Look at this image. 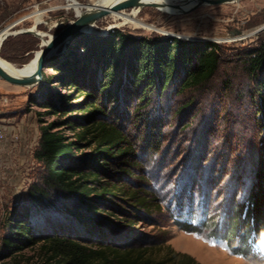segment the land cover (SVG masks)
I'll list each match as a JSON object with an SVG mask.
<instances>
[{"label":"trees","instance_id":"obj_1","mask_svg":"<svg viewBox=\"0 0 264 264\" xmlns=\"http://www.w3.org/2000/svg\"><path fill=\"white\" fill-rule=\"evenodd\" d=\"M73 41L68 52L46 61L39 90L30 98L44 116L56 117L41 130L35 157L44 173L30 197L38 207H60L71 222L40 230L29 208L13 209L0 261L35 250V264H201L168 240H136L132 231L163 210L143 157L149 148L162 149L164 114L171 107L166 103L210 85L223 61L221 45L156 34L136 37L118 29L103 36L83 33ZM7 44L0 56L13 62ZM33 50L24 47L26 54ZM249 54L244 65L257 92L260 145L244 199L234 204L228 226L214 228L213 236L235 255L264 264V45ZM47 69L57 74L46 76ZM55 84L68 92H57ZM194 101L189 98L188 106ZM128 122L141 130L148 124L151 133L144 139L133 135ZM117 222L126 229L120 236L112 228ZM177 225L199 234L207 227L188 219Z\"/></svg>","mask_w":264,"mask_h":264},{"label":"rangeland","instance_id":"obj_2","mask_svg":"<svg viewBox=\"0 0 264 264\" xmlns=\"http://www.w3.org/2000/svg\"><path fill=\"white\" fill-rule=\"evenodd\" d=\"M76 1L80 5L96 2ZM68 5V0H0V32L11 27L13 34L1 46L0 55L7 42L5 53L14 58L13 62L8 61L11 65L20 68L29 63L42 49L44 40L49 41L76 18L77 11L69 9ZM36 11L43 12L41 23H37ZM138 19L152 29L117 25L109 16L98 22L90 34L103 36L118 29L136 37L156 34L210 41L221 45L223 61L207 88L174 97L166 103L171 107L164 114L162 149L149 148L143 157V170L163 202V210L150 220L139 221L132 231L133 239L168 240L175 251L187 253L201 264H261L235 255L226 241L213 236V230L219 225L228 226L235 216L234 204L247 193L253 157L260 145L257 92L244 61L249 52L264 45V0L203 5L181 15L149 7L139 13ZM34 27L46 36L40 39L29 34L33 39H21L28 34L25 31ZM73 44L74 41L70 42L53 57L68 52ZM25 45H33L31 55L25 53ZM55 74L56 70H46V76ZM40 84L18 86L0 78V125L7 130V139L0 151V253L6 224L17 207L29 208L32 221L40 230L49 229V223L71 222L60 207L55 209L49 204L38 207L30 197L32 188L44 173L35 157L41 130L56 119L44 116V109L31 104L30 98L37 94ZM55 88L62 94L68 92L57 84ZM192 97L195 101L188 106ZM183 107L188 108L183 111ZM147 125L141 130L127 123L129 131L142 139L151 133ZM152 130L154 133L156 129ZM188 210L190 216L186 214ZM186 219L197 226L205 222L207 227L201 226L200 234L188 233L177 225V220ZM112 228L119 236L126 230L119 222ZM38 260L35 250H26L17 258L0 261V264H35Z\"/></svg>","mask_w":264,"mask_h":264},{"label":"water","instance_id":"obj_3","mask_svg":"<svg viewBox=\"0 0 264 264\" xmlns=\"http://www.w3.org/2000/svg\"><path fill=\"white\" fill-rule=\"evenodd\" d=\"M135 0H115L109 6L98 7L94 4L81 5L84 11L81 14L76 15V18L65 26L62 31L53 36L48 44L43 41L41 55L38 59L34 74L31 76H25L18 72L15 68L5 67L0 64V78L3 80L18 86L33 87L41 83L43 79L44 66L46 61L57 54L59 50L66 48V45L74 40V38L83 33L87 32L88 27H97L98 22L107 18L113 13L120 12L124 9L130 8ZM228 0H191L190 5H197V8L203 5L218 6L227 4ZM187 10H169L167 14L170 15H181L186 14ZM24 33L33 34L40 39H43L42 35L35 30H28ZM241 34V32H238ZM13 34L6 37L9 38ZM1 58V56H0ZM3 61V58H1Z\"/></svg>","mask_w":264,"mask_h":264},{"label":"bare ground","instance_id":"obj_4","mask_svg":"<svg viewBox=\"0 0 264 264\" xmlns=\"http://www.w3.org/2000/svg\"><path fill=\"white\" fill-rule=\"evenodd\" d=\"M68 1H69V5H68L69 9L76 10L78 14H81L84 11L83 7L80 4H78L76 0H68ZM114 1L115 0H96V2L92 4L98 7H104V6H109ZM237 1L239 0H228V4L234 3ZM190 2L191 0H135L133 5L130 7L129 12L120 11L117 13H113L110 16L114 18V21L116 22L117 25H128L129 24L137 28L152 29L151 26L147 25L146 23L138 19V15L143 9L153 7L155 9H159L167 13L169 10H179L183 8L187 10V13H190L197 9V5L192 6L190 5ZM35 14H36L37 23H41L43 12H37ZM95 28L96 27H88L86 30L87 32H94ZM31 30H35L39 32L36 29V27H34ZM39 33L42 35V37L46 36V34L43 32H39ZM10 34H12L11 27L6 28L0 32V48L5 42L6 37ZM44 43L48 44L49 41L44 40ZM43 48L44 47H42V49ZM42 49L36 53L35 57L29 63H27L26 65L20 68L11 65L10 63L6 62L4 59L3 61H1L2 57L0 58V64H2L5 67H10L12 69L15 68L18 72H20L21 74L25 76H31L35 72L36 65L41 55Z\"/></svg>","mask_w":264,"mask_h":264},{"label":"built area","instance_id":"obj_5","mask_svg":"<svg viewBox=\"0 0 264 264\" xmlns=\"http://www.w3.org/2000/svg\"><path fill=\"white\" fill-rule=\"evenodd\" d=\"M6 139H7V130L2 125H0V151H1V147H2L3 143L6 141ZM1 165H2V160L0 157V166Z\"/></svg>","mask_w":264,"mask_h":264}]
</instances>
